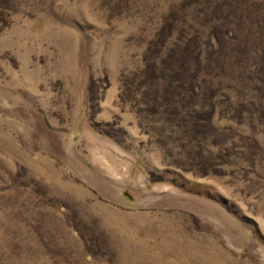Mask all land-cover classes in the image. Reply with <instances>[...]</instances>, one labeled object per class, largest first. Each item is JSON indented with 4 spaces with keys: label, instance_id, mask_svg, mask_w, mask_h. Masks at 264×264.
I'll use <instances>...</instances> for the list:
<instances>
[{
    "label": "rangeland",
    "instance_id": "obj_1",
    "mask_svg": "<svg viewBox=\"0 0 264 264\" xmlns=\"http://www.w3.org/2000/svg\"><path fill=\"white\" fill-rule=\"evenodd\" d=\"M0 264H264V0H0Z\"/></svg>",
    "mask_w": 264,
    "mask_h": 264
},
{
    "label": "trees",
    "instance_id": "obj_2",
    "mask_svg": "<svg viewBox=\"0 0 264 264\" xmlns=\"http://www.w3.org/2000/svg\"><path fill=\"white\" fill-rule=\"evenodd\" d=\"M212 60V59H211Z\"/></svg>",
    "mask_w": 264,
    "mask_h": 264
}]
</instances>
